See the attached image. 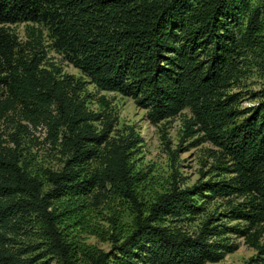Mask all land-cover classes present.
I'll use <instances>...</instances> for the list:
<instances>
[{"label":"trees","instance_id":"16d2710c","mask_svg":"<svg viewBox=\"0 0 264 264\" xmlns=\"http://www.w3.org/2000/svg\"><path fill=\"white\" fill-rule=\"evenodd\" d=\"M19 21L47 24L68 63L97 90L129 97L149 123L188 109L185 128L216 148L214 168L229 176L174 186L138 208L130 157L140 137H109L112 119L86 108L82 81L15 57V36L0 28V121L43 124L65 156L60 170L33 174L0 131V264H203L237 248L230 235L264 263V88L245 116L223 93L239 57L264 59V0H0V23ZM196 196L239 198L222 213L237 222L209 215L187 234L180 224L202 210ZM87 198L135 206L130 231L111 235L107 251L58 230L80 224ZM36 232L40 253L16 246Z\"/></svg>","mask_w":264,"mask_h":264},{"label":"rangeland","instance_id":"374dc122","mask_svg":"<svg viewBox=\"0 0 264 264\" xmlns=\"http://www.w3.org/2000/svg\"><path fill=\"white\" fill-rule=\"evenodd\" d=\"M0 28L15 36L18 43L16 56L24 60L38 59V67H45L58 75H70L73 80L82 81L79 95L83 97L85 106L93 112L109 113L111 120L110 130L106 133L109 137H124L137 135L141 142L131 153V167L134 180L135 200L138 208H146L152 199L169 191L172 187L183 189L207 180H215L218 176L227 178L215 169L216 148L201 132L191 126L190 132L185 128L186 121L190 118L188 109H183L177 115L163 119L156 124L149 123L145 118V110L135 106L129 97L121 96L116 92L97 90L86 77L68 63L54 47V37L50 27L44 22L19 21L15 23H0ZM237 66L240 69L239 77L229 80L223 88L224 95L234 94L230 107L242 111L246 115L247 109L258 101L259 91L264 88V59L239 57ZM103 97L107 108L99 102ZM242 116H239L240 119ZM25 127H17L18 124ZM97 129H101L99 121L94 122ZM0 131L7 147H14L12 140L17 142V150L28 171L39 174L43 169L58 171L63 165L65 156L60 153L58 140L53 141L43 124L32 126L19 120L16 115H11L0 121ZM222 165V164H221ZM206 194V193H203ZM196 204L202 210L193 215L191 220L180 224L187 234L196 232L201 223L212 215L218 220L233 225L237 221L229 220L223 216L227 209L226 201L231 204L240 201L239 198H195ZM87 209L80 217L78 226L69 225L58 227L60 232L67 234V238L78 245H86L94 249L107 251L110 247V237L116 231L126 234L130 231L135 206L131 201L117 198L114 201L94 200L87 198ZM145 215V213H143ZM179 225V224H178ZM37 231V229H34ZM38 232L25 238L20 236L18 245L36 246L28 255L40 253L44 249L41 240L37 238ZM232 239L237 243V248L223 255L217 262H204L203 264H264L257 261L255 251L246 246L241 238ZM256 261V262H255ZM49 264H60L52 260Z\"/></svg>","mask_w":264,"mask_h":264}]
</instances>
